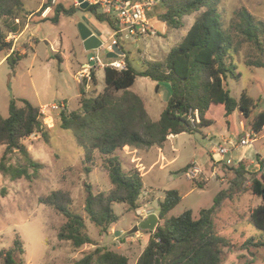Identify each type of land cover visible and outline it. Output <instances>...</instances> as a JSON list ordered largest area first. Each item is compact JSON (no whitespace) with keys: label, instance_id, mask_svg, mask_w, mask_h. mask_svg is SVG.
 Returning <instances> with one entry per match:
<instances>
[{"label":"rangeland","instance_id":"rangeland-1","mask_svg":"<svg viewBox=\"0 0 264 264\" xmlns=\"http://www.w3.org/2000/svg\"><path fill=\"white\" fill-rule=\"evenodd\" d=\"M46 1L21 0L24 12L18 16L19 24L14 20L18 31L13 34L23 31L19 37L21 43L18 48L26 49L27 55L16 59L14 66L12 62L0 63V115L3 117L8 115L5 104L11 99H18L14 96H23L33 105H38V102H54L59 106L67 102L72 108L76 103L72 96L78 89L80 92L83 89L75 77L80 65L82 67L89 64L95 67L94 63L89 62L91 56H97L101 63L106 60V47L102 46L97 51H85L82 46L77 24L85 19L84 10L77 8L78 10L70 16L61 14L56 25L43 20L54 15L53 6L49 14L42 16V5ZM60 4L65 9L74 7L72 0H62ZM162 12L160 5L149 12L151 29L143 39L121 42L122 51L138 72L143 71L148 63L163 61L169 50L181 41L196 15L193 13L183 17L180 27L167 30L165 24L157 19ZM242 12L249 14L259 28L256 32L257 42L250 41L241 31ZM216 14L223 32L231 37L233 47L236 48V52L231 53L235 66L233 71L239 76L234 77L227 73L226 88L235 99L245 91L258 102L252 114L254 116L264 111V67H257L264 64V0H220L216 6ZM26 24L28 27L24 29ZM0 29L5 33L7 25L0 22ZM29 43H32L31 47L28 46ZM52 48L61 50L66 58L65 64L53 57ZM3 56L4 52L1 51L0 60ZM249 62L250 66L247 65ZM100 77L101 74L99 86ZM92 86L87 90V95H95ZM154 87L155 82L149 78L137 77L132 91H129L139 93L147 103L156 108L157 96ZM57 115V111L48 110V117L43 119V123L50 129L47 140L40 135H33L22 141L32 159L43 164L38 178H21L10 182L0 174V251L12 248L13 241L19 238L24 249L23 264H72L96 247L126 255L128 264H135L150 233L139 230L130 234L129 231L139 225L146 218L145 215L155 214L158 217V203L163 199L164 191L174 189L179 192L181 200L168 216H178L185 210H191L193 216L197 217L200 210L213 205V200L219 192H225L226 197L213 215V224L219 236L232 243L230 249L224 250L221 264L263 263L264 249L239 250V245L248 238L264 239L261 231L244 220L248 212L261 203V199L246 191L230 192L233 174L224 170L223 165L227 159L230 160L227 165L234 167L243 161L247 179L258 174L260 167L256 166L264 164L261 161H264V127L253 137V142L233 149L221 141L220 136L225 135L238 145L240 139L252 133L251 128L246 126L245 132L240 128L239 121L244 119L238 111L225 118L223 110L212 108L210 116L214 123L211 126L193 133L173 135L166 143L165 149L172 151H169L172 155L170 158L173 157L172 163L165 166L160 162L149 174L141 178L143 188L138 201L139 208L131 210L125 204L112 203L113 213L118 219L105 233H101L99 228L89 222L84 212L85 185L90 186L93 194L101 193L107 196L113 190L106 160L94 152L92 161L85 162L73 132L59 128ZM218 144L229 148V154L224 160L214 161L211 153ZM3 149L4 147H0V155ZM118 151L115 156L122 170L132 171L134 168H128L124 164L118 156ZM190 162L201 169L202 174L199 177L189 179L181 172V168ZM85 168H89V171ZM194 183H200L202 187H197ZM249 185L250 181L244 184L245 187ZM55 190L70 194V208L83 218L86 233L95 245L75 248L69 241L58 240V232L66 219L53 207L39 202L41 197ZM229 223L236 225L226 227Z\"/></svg>","mask_w":264,"mask_h":264},{"label":"trees","instance_id":"trees-1","mask_svg":"<svg viewBox=\"0 0 264 264\" xmlns=\"http://www.w3.org/2000/svg\"><path fill=\"white\" fill-rule=\"evenodd\" d=\"M219 1L160 0L163 12L157 19L165 24L167 30L180 27L183 17L196 13L186 34L169 50L164 60L148 63L143 71L138 72L125 56L124 70L103 68L104 88L100 93L87 95L81 89L79 108L72 111L62 109L58 112L59 128L73 132L85 162L92 161L94 152L106 160L113 190L107 196L93 194L90 186L85 185L84 212L89 222L99 228L101 233H105L118 219L113 213L112 203L125 204L131 210L138 209L143 188L136 169L128 172L122 170L115 156L116 151L125 147H162L171 135L193 133L207 128L214 123L210 116L212 108L223 110L225 118L238 111L245 126L250 127L255 136L262 131L264 111L252 116L259 103L245 91L235 99L226 88L227 73L234 77L239 75H235L233 71L235 66L231 52H236V48L233 47L231 37L223 32L216 14ZM48 6L47 0L42 5V10ZM53 8V17L43 20L56 25L61 14L70 16L78 10L76 7L65 9L60 3ZM23 12L21 0H0V22L7 25L5 33L0 29V52L11 48L12 44L5 39L8 34L18 31L14 20ZM83 12L90 13L97 22L106 24L112 32L116 30L115 22L100 13L96 6L91 5ZM241 23L240 29L244 36L257 42L256 32L259 28L250 15L242 12ZM22 56L13 51L6 61L12 62L14 66L16 59ZM53 57L61 62L59 55L55 54ZM247 65L250 66L251 63ZM257 67H264V64ZM137 77L149 78L156 83V88L159 84L169 88V100L157 121L150 120L141 98L129 91ZM90 84L96 85L94 69L90 71ZM190 111L193 116L194 113L197 114L194 125L187 116ZM49 130L39 114V107L26 99L10 100L8 115H0V147H4L0 155V174L6 180L14 182L21 178H38L43 164L32 159L22 141L33 135H40L47 140ZM223 167L233 174L230 192L246 191L261 199V203L252 208L244 220L264 235V164H259L258 174L250 179L246 178L243 161L236 167L227 164ZM85 170L88 172L89 168ZM186 170L184 168L181 172ZM247 181H250L249 187L244 186ZM195 185L202 187L200 183ZM225 197V192H219L213 205L200 210L197 217L193 216L191 210H185L178 216H168L180 202L181 196L174 189L164 191L163 199L158 203L159 222L153 231L142 230L150 233V236L135 264H221L224 250L230 249L232 243L219 236L213 224V215ZM39 202L53 207L65 217L66 221L57 235L58 240L69 241L75 248L95 245L86 233L83 218L71 210L72 199L69 193L55 190L41 197ZM251 248L264 249V239L248 238L239 245V250ZM23 254L22 242L16 238L12 248L0 251V260L2 264H23ZM128 261L126 255L96 247L72 264H128Z\"/></svg>","mask_w":264,"mask_h":264},{"label":"built area","instance_id":"built-area-1","mask_svg":"<svg viewBox=\"0 0 264 264\" xmlns=\"http://www.w3.org/2000/svg\"><path fill=\"white\" fill-rule=\"evenodd\" d=\"M73 6L79 8L81 2H87L89 6H96L98 10L106 16H109L116 24V30L112 33V43H117L121 47V42L124 40H133L143 37L150 33V25H149V17L148 14L151 10L160 4V0H82L79 2L78 0H72ZM62 2V0H48L49 6L42 11V16H46L47 12L51 9V7L57 5ZM88 6V7H89ZM27 25H25V29ZM152 32V31H151ZM21 33L19 34H8L5 41L7 43H11L14 45ZM110 49V47H109ZM122 50V47H121ZM97 51V50H96ZM126 55L123 52L122 56H119L117 59H111L106 63H101L97 56L89 57V62L94 63L95 66L100 67H110L115 70L121 71L126 68V64L124 62V57ZM94 69L89 64H85L82 66L80 73L77 76V81L83 85L84 87L90 83V71ZM63 109V105L57 106L56 104H52L49 106H44L39 108V114L42 119L48 117V110L59 112ZM188 119L192 125L197 122V114L190 111L188 113ZM254 133H248L246 136L239 140L238 145L234 144L231 140H226V144L230 145L233 149L236 147L244 146L250 144L255 139L253 138ZM212 153H217L220 156V160H224L225 156L229 154V148L218 144L214 146ZM230 160H226V164H229ZM202 174L201 169L191 163L188 167L184 175L189 179H194L199 177ZM146 217V215L144 216ZM143 217V218H144Z\"/></svg>","mask_w":264,"mask_h":264},{"label":"crops","instance_id":"crops-1","mask_svg":"<svg viewBox=\"0 0 264 264\" xmlns=\"http://www.w3.org/2000/svg\"><path fill=\"white\" fill-rule=\"evenodd\" d=\"M51 11V9L47 12V14H49V12ZM85 13V12H84ZM46 14V15H47ZM85 19L83 20V23L91 30V32L96 35L102 42V46L106 47V51L108 52L110 49L109 47L112 44V31L110 30V28L104 24V23H99L97 22L94 17L90 14V13H85ZM50 18V17H49ZM17 24H19L18 20H15ZM59 23V21H58ZM27 25V24H26ZM28 26H26L27 28ZM25 29V28H24ZM188 30V29H187ZM23 32V31H22ZM21 32V34H22ZM187 32V31H186ZM29 41V40H28ZM21 43V39H18V41L11 46V48L7 51H4V56L1 58L0 63H2L3 61L6 62V58L13 52H18L19 55H23L26 56L27 55V50L24 48L19 47L18 45ZM29 47L32 46V43H29L28 45ZM58 46V45H57ZM61 48V45L59 46ZM100 47V48H101ZM99 48V49H100ZM52 55L54 56L57 53H60L59 57H60V61L61 64H65V56L63 55V53H61V50L59 49L58 51L56 49L51 50ZM125 54V53H124ZM58 55V54H57ZM126 55V54H125ZM127 56V55H126ZM51 58V57H50ZM49 58V59H50ZM105 61L102 63H106L111 59H107L105 57ZM81 65H80V69L77 72V76L81 71ZM94 71H95V76H96V85L92 86V89L95 92V95H97L98 93H100L103 88H104V83H103V79H104V75H103V67L100 66H95L94 67ZM99 74H101L100 77V84L101 86H99ZM49 76V75H48ZM77 76L76 77V82L79 83L77 81ZM75 79V78H74ZM137 79V78H136ZM136 82V80H135ZM134 82V84H135ZM80 84V83H79ZM90 83H88L87 86H83V90L85 92H87V90H89L90 88ZM134 84L132 85V87L130 88V90L133 88ZM156 96H157V104H156V108H154V106H151L149 103L146 102V100L139 94V93H135L136 95H138L141 100L143 101L144 107L147 111V114L150 118L151 121H157L160 118L161 113L163 112V110L165 109V106L169 100L170 97V92H169V88L167 85H163V84H159L156 88V83H155V87H154ZM132 91V90H131ZM15 98L18 99H25L23 96H19ZM73 98H75L76 103L74 104V106L72 108L69 107V104L66 103H61L60 105H63V109H66L67 111H72V110H77L79 108V101L81 98V92L80 89H78L77 93L75 95L72 96ZM40 101V100H39ZM32 104V103H31ZM55 104L54 102H38V105H34L35 107H44V106H49ZM8 105L9 103L5 104L6 108L8 109ZM33 105V104H32ZM155 109V110H153ZM62 110V109H61ZM154 111V112H152ZM234 115V113L232 114V116ZM240 115V114H239ZM228 122V120H227ZM239 125L240 128L245 132L246 130V126L244 121L240 120L239 121ZM180 135V134H179ZM173 135L169 136L166 140V142L164 143V145L162 147H158V146H153L150 148L147 147H139V148H134V147H125L122 150H119L118 153L121 158V160L124 162V164L128 167V168H134L136 169L139 174L140 177H144L145 175L149 174V172L156 167L160 162H163V165H170L172 163V158H170L172 155L169 153V151H167L165 148L166 143L172 138ZM176 136V135H175ZM220 140L225 142L226 140H230L229 138H227L225 135L220 136ZM213 150V149H212ZM172 152V151H170ZM212 154V153H211ZM226 159V158H225ZM261 160V158H260ZM262 162H264L263 160H261ZM252 162V161H251ZM191 163L187 164L185 167L181 168H188ZM195 164V163H194ZM196 165V164H195ZM257 168H259V165L256 166ZM179 171V170H177ZM176 172V170H175ZM223 180V179H222ZM142 181V180H141ZM148 216V215H147ZM146 216V217H147ZM240 222V221H238ZM246 222V221H245ZM237 223V222H236ZM236 223H229L226 227H234L236 225ZM244 242V241H243ZM263 264V263H262Z\"/></svg>","mask_w":264,"mask_h":264},{"label":"water","instance_id":"water-1","mask_svg":"<svg viewBox=\"0 0 264 264\" xmlns=\"http://www.w3.org/2000/svg\"><path fill=\"white\" fill-rule=\"evenodd\" d=\"M78 1L81 2L82 0ZM88 6L89 5L87 2H81L79 8L85 10L88 8ZM77 30L85 51H94L98 50L101 47V40L96 35H94L83 22H79L77 24ZM122 55L123 51L121 50L120 45H118L117 43H112L110 46V50L106 54V58L117 59ZM211 155L214 161L220 160V156L217 153H212ZM158 221L159 218L155 214H150L139 225H135L129 232L130 234H133L135 232H139V230L153 231Z\"/></svg>","mask_w":264,"mask_h":264}]
</instances>
